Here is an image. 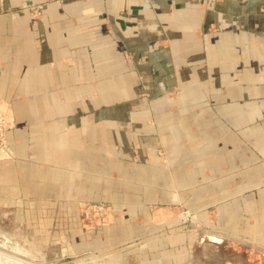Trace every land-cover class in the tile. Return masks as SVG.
<instances>
[{
    "label": "crops",
    "instance_id": "obj_1",
    "mask_svg": "<svg viewBox=\"0 0 264 264\" xmlns=\"http://www.w3.org/2000/svg\"><path fill=\"white\" fill-rule=\"evenodd\" d=\"M41 1L0 0V110L12 121L0 219L18 247L46 260L149 239L182 205L228 242L264 250V0L27 8ZM83 199L110 201L112 223L84 232ZM167 238L146 250L182 264L185 232ZM130 250L123 264L139 262ZM239 253L225 263L247 264Z\"/></svg>",
    "mask_w": 264,
    "mask_h": 264
},
{
    "label": "rangeland",
    "instance_id": "obj_2",
    "mask_svg": "<svg viewBox=\"0 0 264 264\" xmlns=\"http://www.w3.org/2000/svg\"><path fill=\"white\" fill-rule=\"evenodd\" d=\"M63 2L65 0H44L37 3H31L27 8H33L32 11L35 14H40L42 8L45 4L48 2ZM11 128H12V121H11ZM10 128V129H11ZM9 132V131H8ZM8 146V134H7V143L6 147ZM5 147V149H6ZM160 151V152H159ZM157 158L164 163L165 165H168L169 163V156L163 151L162 148L158 149L157 152ZM88 201H95V202H104L106 205L107 211V218L105 220V223L96 225L94 223H89L87 220H82L81 218V204L83 202ZM78 219L80 226L82 227L83 231L87 234L92 233L93 231L110 225L112 223V215H113V205L110 201L105 200H94V199H83L78 201ZM154 207V206H152ZM151 207V211H152ZM173 217L168 220V225L172 227H167L166 233L164 230L159 229L155 230V234H152V237H149V239L143 238L145 235H135L134 237L130 238V240H127L125 242H119L118 244L114 245L113 247L107 248V249H87L85 251L75 250V253H73V250H69L63 254V256H55L54 251L51 252L48 251V253L51 255H48V258L45 260L41 256H38L35 254L34 251L30 253L29 250L26 248L21 249V251L24 253L27 258L31 259L36 263H43L44 261L47 262H53L57 264H123V262L120 261V258L124 257L123 250L124 249H131L130 252H128L127 257L133 256L135 259H138L139 262H135L136 264H180L177 258H174L172 252L171 256L163 257L161 256V252L158 251V244H155L154 247H152L149 250H146L148 247H146L147 240L153 241L154 239H158L164 236H167L168 240L171 239L172 235L175 232L184 231L186 234V246L187 249L183 251L182 254H184V257L182 258V264H226L225 258H228V254L230 256H237L241 253L245 255H249V262L247 264H264V250L261 249H250L247 246L239 245L235 241H227V237H224L219 233L218 230L212 229L210 225H208L205 222V219L200 215L199 211H193L190 209L183 208L182 205H177L174 210ZM190 213V214H189ZM7 219V218H6ZM10 221V220H9ZM166 223V222H165ZM0 224L5 228L6 230H9L8 224H11L10 222H6V220L2 221L0 219ZM164 225V224H163ZM167 226V225H166ZM157 228V227H156ZM0 227V231H1ZM10 231V230H9ZM163 232V233H162ZM10 234H1V236H5L9 241H13L15 243L24 245L22 239H20V233L17 231H10ZM208 234L212 235H221L223 236V241L221 243H214L211 241H205L204 238L208 236ZM157 235H159L157 238H155ZM171 241V240H169ZM229 243H233L229 246ZM160 246V244H159ZM235 246V248H234ZM239 251V252H238ZM170 252V251H169ZM239 253V254H238ZM138 254V255H137ZM242 255V254H241ZM139 256V257H138ZM240 256V255H239ZM111 257V258H110ZM106 258V259H105ZM113 259V260H112ZM134 259V260H135ZM225 259V260H224ZM237 261V260H236ZM20 264H28L26 262L20 261ZM134 263V264H135ZM32 264V263H29Z\"/></svg>",
    "mask_w": 264,
    "mask_h": 264
},
{
    "label": "built area",
    "instance_id": "obj_3",
    "mask_svg": "<svg viewBox=\"0 0 264 264\" xmlns=\"http://www.w3.org/2000/svg\"><path fill=\"white\" fill-rule=\"evenodd\" d=\"M11 128V120L7 114L0 110V149H5L7 143V134ZM160 152V151H159ZM81 218L89 223L96 225L105 223L107 218V209L104 202L88 201L81 204ZM190 214V213H189Z\"/></svg>",
    "mask_w": 264,
    "mask_h": 264
},
{
    "label": "water",
    "instance_id": "obj_4",
    "mask_svg": "<svg viewBox=\"0 0 264 264\" xmlns=\"http://www.w3.org/2000/svg\"><path fill=\"white\" fill-rule=\"evenodd\" d=\"M119 22L123 25L125 22L128 25H134L135 23L127 22L124 20H119ZM0 254L3 255V257L0 256V264H18L15 260H21L26 263H32L35 262L31 259L27 258V256L24 255V253L21 251V249L18 247L17 243L13 241H9L5 236L0 235ZM36 264H57V263H51L44 261L43 263H36Z\"/></svg>",
    "mask_w": 264,
    "mask_h": 264
},
{
    "label": "bare ground",
    "instance_id": "obj_5",
    "mask_svg": "<svg viewBox=\"0 0 264 264\" xmlns=\"http://www.w3.org/2000/svg\"><path fill=\"white\" fill-rule=\"evenodd\" d=\"M0 256L3 257V255H1V254H0ZM15 261H16L18 264H20L19 262H20L21 260H15Z\"/></svg>",
    "mask_w": 264,
    "mask_h": 264
}]
</instances>
